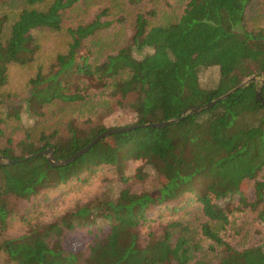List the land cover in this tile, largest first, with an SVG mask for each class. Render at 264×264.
<instances>
[{
    "label": "trees",
    "instance_id": "obj_1",
    "mask_svg": "<svg viewBox=\"0 0 264 264\" xmlns=\"http://www.w3.org/2000/svg\"><path fill=\"white\" fill-rule=\"evenodd\" d=\"M263 1L176 0L164 9L143 0H0V153L18 159L0 162L4 264H264V234L242 249L227 235L243 228L236 211L255 212L264 226V105L256 99L264 81ZM95 5V17L84 19ZM114 25L118 31L108 33ZM41 30L67 31L68 51L48 71L38 70L21 96L7 91L10 66L36 60ZM209 67H218L220 77L203 87L200 71ZM254 74L260 82L240 86ZM231 90L165 127L106 136L71 164L52 166L45 155L20 161L48 147L56 158L69 157L109 128L178 118ZM114 113L124 117L107 127L106 116ZM130 160L157 170L155 189L98 197L9 236L18 201L29 203L102 165L125 178ZM136 176L144 178L141 169ZM250 183L252 200L244 193ZM236 194V204L219 203ZM193 202L206 218L198 227L184 219L155 225L150 217L158 207L176 214ZM77 231H86L88 242L70 249L65 239ZM206 251L218 261L199 257Z\"/></svg>",
    "mask_w": 264,
    "mask_h": 264
},
{
    "label": "rangeland",
    "instance_id": "obj_2",
    "mask_svg": "<svg viewBox=\"0 0 264 264\" xmlns=\"http://www.w3.org/2000/svg\"><path fill=\"white\" fill-rule=\"evenodd\" d=\"M151 1L161 3L164 5V9H171L176 2V0H143L142 3L147 7L151 6ZM98 7L99 5H95L89 8L84 13V19H93ZM170 12H160L159 17H162L164 14H169ZM102 19L106 18L103 17ZM68 22L71 23L70 17L68 18ZM260 24L264 25V21H261ZM117 29L118 26L114 25L106 30H108V33H111L118 31ZM125 31L128 35H131L132 30L129 24ZM122 34L124 38H126L125 33L123 32ZM36 35L40 44L36 60L25 66L17 64L11 65L9 69V83L5 89L16 95L21 96L25 92L28 80L34 76L38 70L42 69L43 72L48 71L55 57L59 53H66L72 41L71 35L68 34L67 31L41 30L36 31ZM135 55L141 56L136 51ZM219 77L220 72L218 67L203 68L200 71V82L203 87L214 86L218 82ZM261 78L260 75H257V82H260ZM120 117H124V114L114 113L113 115L106 116V126L111 127L120 124L118 120ZM129 121H131L130 117ZM28 123H31V121L28 120ZM16 153L20 154V148L17 149ZM139 169L142 171V175L144 176L143 179L136 176ZM158 183L157 170L151 165L144 163L142 160H130L127 162L125 178H122L117 169L113 166H99L96 170L82 173L80 178H75L67 183L42 191L39 195L42 197L41 199L39 197L29 203L27 201H18V208L15 209V213L13 214L11 224L8 228V234L10 237H18L27 233L31 224L49 222L58 215L65 213L67 210L74 209L77 205L92 202L98 197L117 199L124 191L141 193L143 191L153 190L158 186ZM254 192L255 187L253 183L245 186L244 193L250 200L254 198ZM44 195L48 196L49 199L46 200L43 198ZM238 198L239 195L236 194L230 199L219 200V203L227 207L229 203L236 204ZM233 216L236 218L237 222L243 226L240 233L227 232L228 238L232 241L233 246L242 249L255 244L262 238L264 226L258 223L255 212L251 210L236 211L233 213ZM150 217L155 218V225L165 224L170 220L184 219L190 221L195 227H198V225L206 219L201 206L194 202L190 203L176 214L172 213V211L168 210L165 206L158 207L155 213H151ZM146 229L147 227L143 229V232L146 231ZM194 236L197 239L200 237L199 233ZM88 238L86 231H77L68 234L65 243L70 249H80L85 247ZM207 243V240H202L203 246L206 247ZM199 257H204L205 260L214 262L219 259L216 252L211 253L208 251L204 254L202 252L199 253ZM4 258L3 253L0 254V264H4Z\"/></svg>",
    "mask_w": 264,
    "mask_h": 264
},
{
    "label": "water",
    "instance_id": "obj_3",
    "mask_svg": "<svg viewBox=\"0 0 264 264\" xmlns=\"http://www.w3.org/2000/svg\"><path fill=\"white\" fill-rule=\"evenodd\" d=\"M251 81H257V75L256 74L248 77L240 86L246 85L247 83H249ZM263 82L264 81L262 80L261 84L258 86V89L256 91V99L264 105V98L262 96V86H263L262 84H263ZM234 90H231L228 93H226L222 96H219L216 99L211 100V101H209L205 104H202L200 106L190 107L189 109H187L184 112V114L181 117H178V118H174V119H170V120H166V121H159V122H152V123L135 124V125L124 126V127L109 128V129L99 133L88 144H86L84 147L79 149L77 152H75L74 154H72L71 156L66 157V158H61V159L56 158V156L54 154V147H48L47 149H45L43 151H38L36 153L27 155L26 157L20 159V161L28 160L34 156L45 155V156H47L48 161L52 166L68 165V164L75 162L78 158H80L85 153H87L92 147H94L101 139L105 138L106 136L113 135V134L120 133V132H126V131H130V130H134V129L139 128V127H148V126L165 127V126H167L173 122L179 121L180 119L184 118L187 114L199 113L201 111H204V110L214 106L219 100L226 98ZM17 161H18V159H13V158L5 155V154L0 153V162L3 164H13V163H16Z\"/></svg>",
    "mask_w": 264,
    "mask_h": 264
}]
</instances>
